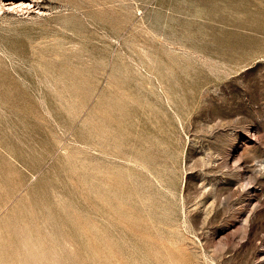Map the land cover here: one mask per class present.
<instances>
[{
    "label": "rangeland",
    "instance_id": "1",
    "mask_svg": "<svg viewBox=\"0 0 264 264\" xmlns=\"http://www.w3.org/2000/svg\"><path fill=\"white\" fill-rule=\"evenodd\" d=\"M39 5L0 10V264H264V0Z\"/></svg>",
    "mask_w": 264,
    "mask_h": 264
},
{
    "label": "bare ground",
    "instance_id": "2",
    "mask_svg": "<svg viewBox=\"0 0 264 264\" xmlns=\"http://www.w3.org/2000/svg\"><path fill=\"white\" fill-rule=\"evenodd\" d=\"M43 1L44 0H0V10H8V11H22V10H24V11H27L28 9H30L32 7L37 8L39 10V9H41L39 4L42 3ZM143 166H145V164ZM8 229H10V228H7V230ZM12 232H13V230H12ZM8 233L9 232H7V234ZM8 236L9 235H3L0 237V244L2 246H5L8 238H9ZM8 242H9V240H8Z\"/></svg>",
    "mask_w": 264,
    "mask_h": 264
}]
</instances>
